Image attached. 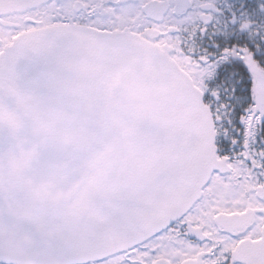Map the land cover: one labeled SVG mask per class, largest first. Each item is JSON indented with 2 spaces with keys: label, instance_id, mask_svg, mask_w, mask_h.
<instances>
[{
  "label": "snow or ice",
  "instance_id": "obj_1",
  "mask_svg": "<svg viewBox=\"0 0 264 264\" xmlns=\"http://www.w3.org/2000/svg\"><path fill=\"white\" fill-rule=\"evenodd\" d=\"M0 264H264V0H0Z\"/></svg>",
  "mask_w": 264,
  "mask_h": 264
}]
</instances>
